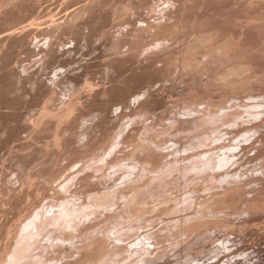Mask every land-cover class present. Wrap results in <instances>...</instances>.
I'll return each mask as SVG.
<instances>
[{"label":"bare ground","instance_id":"1","mask_svg":"<svg viewBox=\"0 0 264 264\" xmlns=\"http://www.w3.org/2000/svg\"><path fill=\"white\" fill-rule=\"evenodd\" d=\"M45 1L0 0V147L25 128L38 141L29 150L34 142L19 135L26 141L13 151L12 170L3 159L11 147L0 150V165L14 174L6 182L0 170V215L9 213L0 218V264H150L142 253L170 237L187 250L217 232L225 234L212 242L219 258L207 264L240 253L263 264L264 240L252 262L232 234L264 222V0ZM95 48L106 55L103 83L70 70L42 77L63 54ZM25 59L39 69L28 71ZM156 82L175 95H166L170 104L155 94ZM31 88L30 101L40 103L28 119L20 104ZM204 174L215 183L199 190L185 182ZM160 210L172 224L149 228L153 216L167 221ZM261 224L249 229L259 233ZM126 251L138 257L126 260ZM163 259L155 263L171 258Z\"/></svg>","mask_w":264,"mask_h":264},{"label":"rangeland","instance_id":"2","mask_svg":"<svg viewBox=\"0 0 264 264\" xmlns=\"http://www.w3.org/2000/svg\"><path fill=\"white\" fill-rule=\"evenodd\" d=\"M50 1V0H49ZM49 1L47 2V1H45V2H43V4L44 3H49ZM159 3L160 2H162L161 0H159L158 1ZM51 4L49 5V8H50V6H51V8H59V5L58 6H56V4H58V3H56V2H50ZM53 3V4H52ZM56 3V4H55ZM165 3H163L162 2V4L161 5H164ZM160 5V6H161ZM56 6V7H55ZM153 11H151V17L153 16V15H155L156 13H152ZM148 13V14H149ZM156 16H157V14H156ZM143 23L144 22H140V24L139 25H143ZM69 43H66L65 45H68ZM96 49V52H95V50L93 51L92 49H87V50H85V51H78L79 52V54H80V52L83 54V56H81V55H79V54H77V53H75L74 55L76 56V57H72L71 55H69V54H63V56L61 57V59L59 58L58 59V61L59 62H57V66H55V69L54 68H52L51 66H49V67H47L46 69L48 70H46L45 69V71L43 72V74L41 73V75H42V77H47L48 79H50V78H53V77H55V76H57L58 74H60V73H62V72H66V71H68L69 72V70H70V72H76V74L79 76V78H82V77H86V79H89V80H94V81H98V82H100V83H103L104 82V80L106 79L105 78V71L102 69V68H104L105 66H104V63L105 62H103L102 63V61L104 60L105 61V54L103 53V54H101L102 52H100V51H102V49L101 48H95ZM98 49V50H97ZM84 52V53H83ZM20 55H22L23 56V58H25L26 57V55L25 54H20ZM78 55V56H77ZM101 55H102V57H101ZM105 55V56H104ZM32 57H34V56H32ZM72 58V59H71ZM29 59H32L31 57L29 58ZM63 59V60H62ZM65 59H67V60H65ZM71 59V60H70ZM26 60V59H25ZM69 60V61H68ZM75 60V61H74ZM66 61V62H65ZM25 62V65L27 66H30V65H32V64H29V62H32V60H29L28 61V59L26 60V61H24ZM26 62H28L27 64H26ZM64 62V63H63ZM136 62V61H135ZM135 62H133V63H129V64H127L126 66H125V69H124V73H126V71H127V73L130 71V69L132 68V67H134V66H136L138 63H135ZM33 63H35V64H33L32 65V67L30 66L27 70L29 71V70H31L32 68H33V66L35 67L34 69H39V67L37 66L36 67V65H37V63L36 62H33ZM61 63V64H60ZM100 63H102V65L100 64ZM131 64H133V66L131 65ZM79 65V66H78ZM100 65H101V67H100ZM60 66V67H59ZM50 67H51V69H50ZM62 67V68H61ZM50 69V70H49ZM63 69V70H62ZM129 69V70H128ZM44 70V69H43ZM99 70H101V71H99ZM32 71V70H31ZM104 71V72H103ZM59 72V73H58ZM103 72V73H102ZM99 73H102L103 74V76H102V74H100L99 75ZM56 74V75H55ZM51 75H52V77H51ZM55 75V76H54ZM102 77V79H103V81H101L100 80V78ZM46 78V79H47ZM157 82H159V81H157ZM154 83L155 85H151V87H154V91H155V94L157 93V95L158 94H160V97H163L164 99H165V101L166 102H164L165 103V105H167V104H170L171 102H172V100H170V98L169 97H171V99H173V97L175 96H171V95H169L168 94V92H167V89L165 90H163V89H160V90H162V91H160V90H157V88L159 89V87L157 86L156 87V85L158 84V83ZM166 82H168V81H166ZM142 85V84H141ZM139 85L137 88L139 89V90H141L143 87H144V85ZM140 87V88H139ZM156 87V88H155ZM32 89L33 88H31V90L30 91H27V92H25V97H26V95H27V93H32ZM35 89V88H34ZM34 89H33V91H34ZM160 91V92H159ZM163 91H164V93H163ZM166 91V92H165ZM30 93L27 95V101L29 100L30 101V99H31V95H30ZM161 93H163L164 95H165V97H166V95H169V97H164ZM60 95V94H59ZM30 96V97H29ZM159 96V95H158ZM28 97H29V99H28ZM167 98H169V101H167ZM162 99V98H161ZM164 99H162V100H164ZM25 102L24 104L22 103V104H20L21 106H20V110H21V108H23L24 109V106H26V105H28V106H26L25 107V109L24 110H22L23 112L24 111H26V114L28 113L27 111H32L31 113H36V112H34V109H35V111H36V109H38V107H36L40 102L38 101V103H37V101H36V106H34L33 104H32V102L33 103H35V101H30L31 103L30 104H32L31 106H32V108H27V107H30L29 106V104H27V103H29V101L28 102ZM163 102V101H162ZM136 105H138V103L136 104ZM39 106V105H38ZM114 106V105H113ZM113 106H111L110 108H112ZM17 107H19V106H17ZM162 107L163 106H161L160 108L159 107H157L156 109H155V111H159V109L161 110L162 109ZM3 108V107H2ZM4 108H6L5 110H9L10 109V107L8 108L7 106L6 107H4ZM4 108L2 109V110H4ZM114 108V107H113ZM113 108L112 109H110V110H113ZM0 109H1V107H0ZM17 110V112L18 113H20V112H22V111H19V109L18 108H16ZM128 110V108H125V109H123V111H127ZM22 112V116H24V113ZM115 112V110H113L112 111V113H114ZM25 114V116L26 117H28V119L30 118L31 119V117H32V115L29 117L28 116V114L26 115ZM20 115H21V113H20ZM34 115L35 114H33V117H34ZM32 117V118H33ZM114 119H116L117 118V116L115 115L114 117H113ZM24 129V128H23ZM22 129V130H23ZM26 128L24 129V131L21 133L20 132V134L21 135H23V136H27L28 138H29V140L27 139V137H24V138H26L27 139V142H30V143H33L36 139H34L32 142H31V140H32V138H30V136H31V133H29L30 131H28V129L26 130ZM21 131V130H20ZM28 131V132H27ZM25 132V133H24ZM26 132H27V134L29 135H27L26 134ZM5 134L6 133H4L3 135H2V137H1V139L2 138H4L3 136H5ZM20 134H18V136L17 137H14V138H16V139H18V138H20ZM26 134V135H25ZM20 135V136H19ZM5 137H7V135L5 136ZM32 137V136H31ZM13 137H11V138H7V140H10V141H8V143H10L13 139H14ZM242 138L243 137H241L240 138V140H242ZM14 140V142L12 143V145H8V147L10 146L11 148H10V150H9V153H10V151L11 152H13L14 150H15V148H16V150L14 151L15 153L20 149V148H18L20 145V143L21 142H23L25 139H23V137H21V139H23V141L22 140ZM3 140V141H2ZM1 141H0V146H3L4 144V140L6 141V139L4 138V139H2ZM26 141V140H25ZM6 144L5 145H7L8 143L7 142H5ZM35 143V144H34ZM32 145H28L29 147L27 148V149H29V150H31L35 145H36V143H38V141H36V142H34ZM8 147L6 146V153H7V149H8ZM14 147V148H13ZM3 148V147H2ZM4 149V148H3ZM2 149V150H3ZM25 149V148H24ZM0 150H1V147H0ZM1 150V151H2ZM5 150L4 151H0V154L2 153V156H5L4 154H5ZM10 153L9 155L12 157H8L7 156V154H6V157H3V159H4V162L7 164V163H9V168H11V170L12 169H14L15 168V166H14V164H12L13 162H15L13 159V154H15V153ZM2 156H1V159H2ZM7 158H10L11 159V161L9 160V159H7ZM3 159L1 160V162L3 161ZM62 159H64V158H61V163H62ZM13 161V162H12ZM63 161H65V159L63 160ZM4 162H2L3 163V166H5L6 164L4 163ZM10 162H12V163H10ZM2 163H1V165L0 166H2ZM11 164V165H10ZM31 164V162L29 161V164H27V165H30ZM247 164H249V163H246L244 166H246ZM32 165H33V162H32ZM32 165H30V168H32ZM3 166L0 168V170L3 168ZM14 166V167H13ZM7 167V169H9ZM241 168H243L242 166H240ZM6 168V167H5ZM5 168H3V171L2 172H4V178H5V180L4 181H6V182H12L13 181V176H14V174L12 173V174H10V169L7 171ZM29 168V167H28ZM7 171V172H6ZM1 171H0V175H2L3 176V173H2ZM5 173H7V174H5ZM173 175H174V177H176V179H177V181H178V184H182L183 183V180H185L182 176H181V173L179 172V171H177V170H174L173 171ZM176 174L177 175H179V176H176ZM5 175H6V177H5ZM13 175V176H12ZM206 175H209V174H204V175H201V176H197L196 178H194L193 176H190L189 178L187 177V180L188 181H185L186 183H188L189 182V185H193V184H195L197 187H198V189L200 188L199 186H201L202 188H200L199 190H202L203 188H205V187H209L210 185H212L213 183H215V180H213L214 178H212V176L211 175H209L208 176V178H206L205 176ZM2 176H0V178L2 179L3 177ZM9 176V177H8ZM7 177H8V179H7ZM202 177V178H201ZM206 179H205V178ZM11 178V179H10ZM1 179H0V181H1ZM7 179V180H6ZM179 180L181 181V183L179 182ZM205 180H207L206 182H205ZM196 181V182H195ZM198 181H199V183H198ZM200 181H201V184H203V185H201L200 184ZM202 181H203V183H202ZM212 181H213V183H212ZM208 182L210 183L208 186H207V184H208ZM191 183V184H190ZM196 183H198V185L196 184ZM200 184V185H199ZM177 186V185H176ZM174 186L173 187V189L174 190H178V191H176V192H179L180 191V189L179 188H181L182 189V187H181V185L179 186ZM177 188V189H176ZM173 189H172V191H173ZM175 192V191H174ZM174 192H172L173 194H174ZM172 194V195H173ZM158 199L160 198L159 196L157 197ZM157 198H155L156 200H154V202H157L159 205L160 204H163V203H165V201L164 202H162L163 200L161 199H157ZM172 198V197H171ZM171 200H172V202H173V204L175 203V199H174V197L172 198V199H169L168 201H166V203H170L171 202ZM159 201V202H158ZM172 202H171V204H172ZM157 203H156V205H157ZM176 209H179V208H176ZM176 209H174L176 212H177V210ZM173 210V211H174ZM161 211V210H160ZM160 211H158V213L160 212ZM173 211H171V212H173ZM181 211V212H180ZM185 211V209H181V210H179V213H182V212H184ZM162 212V211H161ZM159 213V215L160 216H162L163 217V215L164 216H166V218H167V216H169V215H167V212H165V214H164V212H162V213ZM169 212V211H168ZM171 212H169V214H171L172 215V213ZM174 213V212H173ZM179 213H176V214H173V215H177V214H179ZM6 215V214H5ZM5 215H0V218L1 219H3V217H4V219L5 218H8L9 216V213H7V216L5 217ZM159 215H157L156 214V217H158ZM170 217H172V216H170ZM170 217H168V218H170ZM155 216H153L152 217V220L153 221H155V222H153L152 221V223H151V221L150 222H148V224H149V228H152V229H156V228H161L162 226H161V224H166V225H164L163 227H164V229H166V227L165 226H167V225H170V224H172L171 222H172V219L170 218V219H168L167 218V221H165L164 220V217H163V219L161 218V217H158L159 219H157V218H155ZM237 218V217H236ZM156 220H158V222L156 221ZM170 220V221H169ZM263 220H264V218H263ZM158 224H157V223ZM154 223V224H153ZM257 223H260L261 224V221H254V222H252V223H250V228L252 227V226H254V225H256ZM147 224V225H148ZM150 224H153V225H151L150 226ZM156 225V226H155ZM159 226V227H158ZM261 226L263 227L264 226V222L261 224ZM261 226H259V233H255L254 234V232L252 233L251 232V229H249V227H248V230H249V232H247L248 230H241V232H235V234L236 235H234V233L232 234V237L233 236H236V237H234V238H236V240H238L237 242L238 243H241L242 241L243 242H245V243H247V246L249 247L248 248V253H253V251H254V249H255V247H257L259 244H260V242H262L264 239H263V237H262V235H260V232L263 230L262 228H261ZM154 227V228H153ZM144 229H146V227L145 226H143V228L141 227V228H139V229H137V230H135V231H130V232H128V233H125V234H123L122 235V243H124V244H126L127 246H129L131 243H133L135 240H136V234L137 233H140L142 230H144ZM244 231V232H243ZM134 232V233H133ZM240 233H241V236H243V237H240ZM129 234V235H128ZM243 234V235H242ZM245 234V235H244ZM128 235V236H127ZM225 234L223 233V232H217V237L216 238H218V237H223ZM245 236H246V239H245V241H244V238H245ZM253 238H252V237ZM180 237V238H179ZM178 238H177V240L179 239H181L182 238V242L184 243V242H186L187 240H185V241H183V235H182V237H181V235L179 236ZM125 238V239H124ZM133 238V239H132ZM171 239H169V241H168V239L167 240H164L165 241V243H167V244H169L170 242L171 243H174V242H172L173 240H175V239H173V237H170ZM216 238H213V240L212 239H207V240H204V241H206L205 243H203L204 241L203 240H201L200 242H196L195 244H194V248L193 247H191L190 249H187V250H185L184 249V246L186 245V243L185 244H183V246H182V243L181 244H179V245H177V241H175V248H178L179 246L181 247V249L180 248H178V250L177 249H175L174 247L172 248V245H171V243H170V245L169 246H171V248L169 249V248H167V249H169L168 250V255L167 254H164L167 250H166V244H165V247H164V249L166 250H162V248H163V245L162 244H160V246L162 245V247H161V250L160 251H162L161 253H163V254H161L160 252H159V254H158V250L157 249H159L160 248V246H159V244L157 245L158 247L156 248V246L155 247H153V250H152V253H151V251L150 252H147V253H142V255H147V256H149V257H152L151 258V261L153 262H151L150 261V264L152 263V264H156L159 260H162L163 259V257H165V255L166 256H168V257H166V258H171L170 260L168 259H166V258H164V259H166V260H164V264L166 263V264H201V263H204V264H207L208 262H212V261H215V260H217L219 257H215V254L214 253H212L211 252V247H212V242L214 241V239H216ZM241 238V239H240ZM262 238V239H261ZM173 239V240H172ZM243 239V240H242ZM257 239V240H256ZM170 240H172V241H170ZM179 240H178V242H179ZM239 240H242L241 242L239 241ZM163 241V242H164ZM130 242V243H129ZM181 242V241H180ZM198 243H200L201 245H199ZM259 243V244H258ZM173 244V245H174ZM198 245V246H197ZM196 246V247H195ZM168 247V246H167ZM173 250H175V252H172ZM181 250V251H180ZM155 251H157L156 253L158 254V256L156 255V254H154L155 253ZM176 251H177V253H176ZM247 251V250H246ZM182 252V253H181ZM181 253V254H180ZM127 254V255H126ZM161 254V255H160ZM189 254H194V256H197V258L196 259H192V260H187L185 257H184V255H189ZM256 254L257 253H253L252 255H251V257H254L252 260V262H254V261H256V260H258V258L257 257H255L256 256ZM126 255V256H125ZM154 255H156V257L154 258ZM170 255V256H169ZM222 255V254H221ZM220 255V256H221ZM123 257H126V260H131V259H136L137 257H138V254L137 253H129L128 251H126L123 255H122ZM134 256H136V257H134ZM231 255H229V257H230ZM177 258V259H176ZM202 259V260H201ZM225 259L227 260V257H225ZM157 261V262H156ZM166 261V262H165ZM169 261V262H168ZM171 261V262H170ZM156 262V263H155ZM159 263V262H158ZM160 263H161V261H160ZM162 263V264H163ZM149 264V263H148ZM229 264H252L251 263V260H248V259H246V257H244V253H240V254H236V257H231V262L229 263ZM263 264H264V262H263Z\"/></svg>","mask_w":264,"mask_h":264}]
</instances>
